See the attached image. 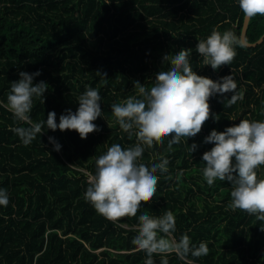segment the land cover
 Masks as SVG:
<instances>
[{"label":"trees","instance_id":"obj_1","mask_svg":"<svg viewBox=\"0 0 264 264\" xmlns=\"http://www.w3.org/2000/svg\"><path fill=\"white\" fill-rule=\"evenodd\" d=\"M243 21L238 0H0V100L7 103L20 71L39 69L34 83L49 87L43 102L33 99V122L54 110L59 123L66 109L78 108L87 87L99 90L103 115L93 121L100 131L86 139L76 130L45 129L25 146L12 129L27 125L0 107V188L9 196L8 206H0V264H144L146 253L133 243L139 214L168 210L176 219V239L186 233L197 245H208L206 256H189L191 264H264V222L231 207L230 182L208 185L202 172V155L213 146L204 138L212 129L223 131L240 119L264 120V40L236 46L231 64L215 70L196 51L198 40L214 28L239 35ZM263 33L264 15L257 14L246 35L252 43ZM181 49H189L197 74L214 80L231 74L235 103L228 104L231 92L211 97L201 131L178 144L169 146L171 134L153 144L139 141L135 130L130 137L111 105L139 97V87H150ZM49 136L61 143L59 152ZM136 142L146 144L145 162L167 158V171L157 170L151 201H143L135 216L113 222L84 193L101 154L113 143L127 148ZM257 175L264 179V166ZM168 258L169 264H186L175 253ZM154 260L160 264L159 255Z\"/></svg>","mask_w":264,"mask_h":264},{"label":"clouds","instance_id":"obj_2","mask_svg":"<svg viewBox=\"0 0 264 264\" xmlns=\"http://www.w3.org/2000/svg\"><path fill=\"white\" fill-rule=\"evenodd\" d=\"M238 4L246 20L257 14L264 15V0H238ZM236 46H249L245 32L237 35L226 30L221 33L214 28L205 39L198 40L196 51L204 57V65H210L215 70L221 65L231 64ZM189 55V49L175 52L171 55L170 66L157 72L150 87H139V97H128L124 103L111 105L119 127L130 137L135 130L139 141L153 144L157 140L163 143L164 137L171 134L169 146L178 144L182 137L188 140L201 131L210 116L211 97L231 92L228 104L235 103L237 83L234 77L230 74L214 80L199 75L193 70ZM40 74L39 69L32 73L20 71L19 78L11 82L7 103L0 100V107L6 108L15 120L27 125L12 129L25 146L45 129L76 130L82 139L93 131H100L93 121L103 116L102 98L99 90L92 87H87L78 96L79 106L75 111L68 108L60 114L59 123L54 110L48 112L45 120L33 122V99L39 97L43 102V94L49 87L46 81L34 83V78ZM215 119L218 118L215 116ZM48 142L54 151L61 150L62 145L54 136H49ZM204 143L213 144L201 158L205 162L202 172L207 184L213 185L217 179L230 182L231 207L254 214L257 221L264 222V179H259L257 175L258 168L264 166V120L240 119L223 131L212 129L204 138ZM145 147L143 142H136L127 148L113 143L95 160V173L89 177L84 198L106 219L115 222L118 217L135 216L142 202L151 201L154 197L158 182L156 172H166L168 160L145 162L141 159ZM196 148L197 144L193 142L191 153ZM8 204V193L0 188V206L7 207ZM138 219L140 223L133 243L138 250L146 253L144 264H155L154 254L160 256V264H169L168 257L172 253L186 264H191L189 256L198 258L209 253L204 241L197 245L186 233L179 239L174 237L176 219L171 210L159 216L142 211Z\"/></svg>","mask_w":264,"mask_h":264},{"label":"water","instance_id":"obj_3","mask_svg":"<svg viewBox=\"0 0 264 264\" xmlns=\"http://www.w3.org/2000/svg\"><path fill=\"white\" fill-rule=\"evenodd\" d=\"M248 21L249 20H246L245 18H244V21H243V26H242V30L241 31H243V32H245L246 33V28H247V25H248ZM263 40H264V33L262 34V36L258 39V40H256L255 42H249V46H256L257 44H260L261 42H263Z\"/></svg>","mask_w":264,"mask_h":264}]
</instances>
